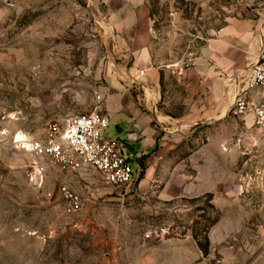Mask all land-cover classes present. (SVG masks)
<instances>
[{
	"label": "rangeland",
	"instance_id": "obj_1",
	"mask_svg": "<svg viewBox=\"0 0 264 264\" xmlns=\"http://www.w3.org/2000/svg\"><path fill=\"white\" fill-rule=\"evenodd\" d=\"M142 31L161 63L187 68L216 39L248 73L264 57V0H0V264H264V131L232 105L214 122L174 125L130 159L126 186L66 178L84 198L74 214L58 168L14 143L96 110L108 136L119 128L138 143L126 122L148 114L133 70ZM217 215L203 253L193 232Z\"/></svg>",
	"mask_w": 264,
	"mask_h": 264
},
{
	"label": "crops",
	"instance_id": "obj_2",
	"mask_svg": "<svg viewBox=\"0 0 264 264\" xmlns=\"http://www.w3.org/2000/svg\"><path fill=\"white\" fill-rule=\"evenodd\" d=\"M145 34L142 31V36H137L132 43L135 51L133 70L137 77L146 82L149 108L148 114H139L141 119L138 121L129 118L126 122L127 129L133 128L136 136L139 134L141 138L137 143L131 133L126 136L131 160H136L161 144V139L168 138L173 128L176 129L174 125H179L180 129L187 127V124L214 122L226 116L236 94V57L228 42L209 40L186 68L179 63H161L154 57L151 37ZM171 78L181 89L176 102L163 97V94L168 93L167 81ZM117 130L119 135L124 134L119 128ZM90 173L96 172L85 166L73 176L85 177ZM68 177L64 179L66 184ZM69 186L73 188L71 184Z\"/></svg>",
	"mask_w": 264,
	"mask_h": 264
},
{
	"label": "built area",
	"instance_id": "obj_3",
	"mask_svg": "<svg viewBox=\"0 0 264 264\" xmlns=\"http://www.w3.org/2000/svg\"><path fill=\"white\" fill-rule=\"evenodd\" d=\"M248 73L241 72L236 80L232 109L239 117L252 115L254 123L264 131V57L252 64ZM110 122L102 111L78 114L66 125L49 124L43 136H20L17 147L45 158L58 168L63 178L77 175L85 166L100 174L105 183L126 186L132 181L128 137L113 138L106 134ZM58 196L67 214L81 210L84 198L62 181Z\"/></svg>",
	"mask_w": 264,
	"mask_h": 264
},
{
	"label": "trees",
	"instance_id": "obj_4",
	"mask_svg": "<svg viewBox=\"0 0 264 264\" xmlns=\"http://www.w3.org/2000/svg\"><path fill=\"white\" fill-rule=\"evenodd\" d=\"M220 217L219 215H217L209 224V226L202 230V233L199 232H193V237L195 239V241L197 242L200 250L203 253H207L209 250V244L207 243L208 239L206 236V233L208 232V228L212 227L213 225H215L218 221H219ZM205 242V243H204Z\"/></svg>",
	"mask_w": 264,
	"mask_h": 264
}]
</instances>
